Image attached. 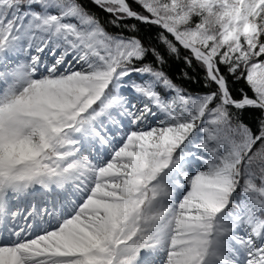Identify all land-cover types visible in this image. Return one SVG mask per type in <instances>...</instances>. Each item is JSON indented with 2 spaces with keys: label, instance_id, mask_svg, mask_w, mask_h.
Instances as JSON below:
<instances>
[{
  "label": "snow or ice",
  "instance_id": "1",
  "mask_svg": "<svg viewBox=\"0 0 264 264\" xmlns=\"http://www.w3.org/2000/svg\"><path fill=\"white\" fill-rule=\"evenodd\" d=\"M0 264H264V0H0Z\"/></svg>",
  "mask_w": 264,
  "mask_h": 264
}]
</instances>
